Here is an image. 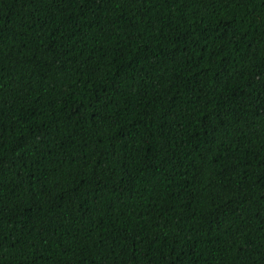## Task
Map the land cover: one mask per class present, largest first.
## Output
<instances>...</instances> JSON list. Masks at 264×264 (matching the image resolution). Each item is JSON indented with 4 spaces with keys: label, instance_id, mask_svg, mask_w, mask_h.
<instances>
[{
    "label": "trees",
    "instance_id": "obj_1",
    "mask_svg": "<svg viewBox=\"0 0 264 264\" xmlns=\"http://www.w3.org/2000/svg\"><path fill=\"white\" fill-rule=\"evenodd\" d=\"M0 264H264V0H0Z\"/></svg>",
    "mask_w": 264,
    "mask_h": 264
}]
</instances>
